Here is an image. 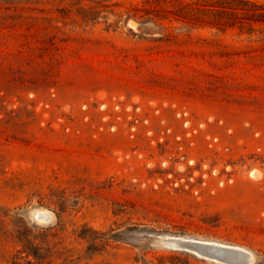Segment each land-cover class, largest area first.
I'll list each match as a JSON object with an SVG mask.
<instances>
[{"label":"rangeland","instance_id":"1","mask_svg":"<svg viewBox=\"0 0 264 264\" xmlns=\"http://www.w3.org/2000/svg\"><path fill=\"white\" fill-rule=\"evenodd\" d=\"M0 264H264V0H0Z\"/></svg>","mask_w":264,"mask_h":264},{"label":"water","instance_id":"2","mask_svg":"<svg viewBox=\"0 0 264 264\" xmlns=\"http://www.w3.org/2000/svg\"><path fill=\"white\" fill-rule=\"evenodd\" d=\"M219 251V250H218Z\"/></svg>","mask_w":264,"mask_h":264}]
</instances>
